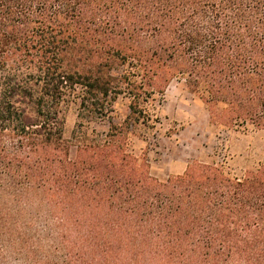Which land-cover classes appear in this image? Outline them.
<instances>
[{
    "label": "trees",
    "instance_id": "trees-1",
    "mask_svg": "<svg viewBox=\"0 0 264 264\" xmlns=\"http://www.w3.org/2000/svg\"><path fill=\"white\" fill-rule=\"evenodd\" d=\"M178 72L211 124L264 128V0H0V264H264L262 166L161 182L124 142ZM71 103L111 123L75 158Z\"/></svg>",
    "mask_w": 264,
    "mask_h": 264
},
{
    "label": "rangeland",
    "instance_id": "rangeland-1",
    "mask_svg": "<svg viewBox=\"0 0 264 264\" xmlns=\"http://www.w3.org/2000/svg\"><path fill=\"white\" fill-rule=\"evenodd\" d=\"M187 79L186 73L178 72L164 93L143 94L139 102L145 120L141 118L135 124L134 134H129L124 142H134L137 153L148 149L150 175L167 182L183 174L196 160L219 163L232 181L236 177L245 178L247 171L260 166L264 169V128L253 124L233 127L211 124L209 111L202 99L189 90ZM133 101L129 94L119 95L109 117L116 124L123 123L131 113ZM64 112V138L71 146V158L77 156L78 145L91 142L93 128L99 133L110 130L107 116L92 118L87 112L81 120L76 103H71ZM75 129H78L76 136Z\"/></svg>",
    "mask_w": 264,
    "mask_h": 264
}]
</instances>
